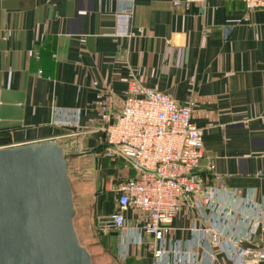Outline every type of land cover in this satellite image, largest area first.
Here are the masks:
<instances>
[{
  "label": "crops",
  "instance_id": "1",
  "mask_svg": "<svg viewBox=\"0 0 264 264\" xmlns=\"http://www.w3.org/2000/svg\"><path fill=\"white\" fill-rule=\"evenodd\" d=\"M128 2L0 0V147L57 139L88 151L89 178L73 192L74 229L78 235L90 223L119 241L120 233L99 221L115 209L108 184L134 171L104 154L100 127L115 120L134 79L191 106L190 122L201 131L200 164L213 161L211 173L199 172L207 184L252 189L264 207V12L241 0L186 8L131 0L130 35L119 36L115 14ZM55 109L77 110L79 127L52 124ZM193 222L200 224L197 211L182 205L171 222L173 238L188 239ZM150 242L146 235L145 243L130 244L117 264H152ZM253 242L264 244V232ZM215 264L228 262L216 253Z\"/></svg>",
  "mask_w": 264,
  "mask_h": 264
},
{
  "label": "built area",
  "instance_id": "2",
  "mask_svg": "<svg viewBox=\"0 0 264 264\" xmlns=\"http://www.w3.org/2000/svg\"><path fill=\"white\" fill-rule=\"evenodd\" d=\"M115 14L114 33L130 35L131 0ZM246 9L264 12V0H241ZM205 0H172L186 8ZM191 106L129 79L120 110L113 122L100 129L104 154L121 158L133 169L129 178L108 184L115 193L109 215L119 233L118 260L130 244L145 243L150 235L152 264H215L221 253L228 264H264V244L253 242L264 232V207L253 199L252 189L215 188L199 172L211 173L213 161L203 157L201 131L190 122ZM74 109H55L52 124L79 127ZM197 211L199 223L189 227L190 237L171 235V222L182 205ZM137 213L129 218L125 211ZM206 222V226H201ZM242 242L251 246L242 247ZM172 257V260H171Z\"/></svg>",
  "mask_w": 264,
  "mask_h": 264
},
{
  "label": "water",
  "instance_id": "3",
  "mask_svg": "<svg viewBox=\"0 0 264 264\" xmlns=\"http://www.w3.org/2000/svg\"><path fill=\"white\" fill-rule=\"evenodd\" d=\"M230 32L223 28V36ZM70 141L0 147V264H92L76 235L68 158ZM112 226L110 218L99 221ZM101 234L102 231L98 230Z\"/></svg>",
  "mask_w": 264,
  "mask_h": 264
},
{
  "label": "rangeland",
  "instance_id": "4",
  "mask_svg": "<svg viewBox=\"0 0 264 264\" xmlns=\"http://www.w3.org/2000/svg\"><path fill=\"white\" fill-rule=\"evenodd\" d=\"M68 152L78 153L80 151L75 150L74 145L70 143L66 149ZM68 180L71 186L72 198L73 192L76 191L78 184L85 183L88 180L89 175V162L84 154L77 155L68 158V163L66 166ZM73 198V204H74ZM101 230V229H100ZM116 230V229H115ZM79 233L77 238L82 244H86L87 251H93V256L91 255L92 264H117L118 258L116 254L118 238L116 240L111 237L114 233H108L106 230L102 232V237L98 239V228L94 227L92 224H88L84 231L77 230ZM117 231V230H116ZM100 241V243H99ZM84 244H82L84 246ZM89 249V250H88Z\"/></svg>",
  "mask_w": 264,
  "mask_h": 264
}]
</instances>
